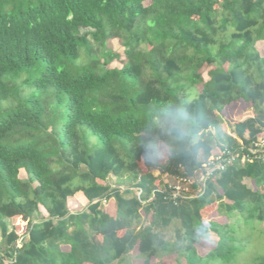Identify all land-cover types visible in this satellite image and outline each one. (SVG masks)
Returning a JSON list of instances; mask_svg holds the SVG:
<instances>
[{
    "label": "trees",
    "instance_id": "16d2710c",
    "mask_svg": "<svg viewBox=\"0 0 264 264\" xmlns=\"http://www.w3.org/2000/svg\"><path fill=\"white\" fill-rule=\"evenodd\" d=\"M147 1L0 0V264H122L136 249L144 264H228L252 230L264 241V161L230 166L179 205L159 174L190 173L264 131V0ZM183 100L200 131L227 124L220 145L188 147L161 129L160 110ZM239 101L253 114L227 121ZM79 192L88 205L72 211ZM214 206L225 221H205ZM204 222L217 242L201 255Z\"/></svg>",
    "mask_w": 264,
    "mask_h": 264
},
{
    "label": "rangeland",
    "instance_id": "374dc122",
    "mask_svg": "<svg viewBox=\"0 0 264 264\" xmlns=\"http://www.w3.org/2000/svg\"><path fill=\"white\" fill-rule=\"evenodd\" d=\"M151 3H152V1L149 0V1L145 2V5L148 6ZM257 46L259 47L261 52L264 54V42L258 43ZM108 47H110L115 53L120 54V58L114 60L110 66L121 68L123 65V61L125 59V50H124V47L122 46L120 40L119 39H112L111 42H109ZM204 78H205V80L209 79V73H208L207 69L204 70ZM195 90H196V93L202 92L203 85H201V84L198 85ZM252 114H253V110H252L251 104L246 103L244 101H239V102H236V103H233V104L227 106L225 109L224 115H225V119L227 121L234 122V121L243 120V119L247 118L248 116H251ZM223 128L227 132L231 131L226 123L223 124ZM164 158H165V156H164ZM21 175L23 177L26 176L24 171H22ZM112 183L116 185L117 179L113 178ZM122 184H123V187H127L126 182L122 183ZM72 199H74L73 204L69 203V207L72 211L83 210L88 205L87 198H85L83 196V194H81V193H78ZM115 201H116L115 199H112L106 203L104 202L103 208L106 211L112 212L115 208V204H116ZM215 208L216 207L214 206L213 209L206 211L205 221H208L210 219H217V220L225 221L224 217H218ZM42 211H43V213H45V210L43 208H42ZM145 221L148 222L149 217H146V214L143 211V222H145ZM232 222L235 223V219H233ZM263 227H264V224H263ZM165 234H166L167 239H173L175 236V225H173L169 229H167L165 231ZM248 236H249V240H250V244L248 245L249 247H247V249L243 250L242 252L238 253L235 260H233L231 263H228V264H250L259 255V252H261L264 249V241L260 237L259 233L252 230L248 234ZM243 237L244 236L240 235L241 239ZM0 240H1V237H0ZM216 242H217V238H213V239L211 238V240H209V241H207V240L202 241V243L197 245L200 254L201 255L207 254L212 248H214V246L216 245ZM138 254H139V251H138V249H136L132 254L125 257L122 264H128V263H130V264H144V260L141 259ZM176 260H177V255L173 254V255H167V256H163V257L154 258L153 263L154 264H176ZM182 262H183L182 264H186L185 261H182ZM113 264H116V263H113Z\"/></svg>",
    "mask_w": 264,
    "mask_h": 264
},
{
    "label": "built area",
    "instance_id": "2783aa9c",
    "mask_svg": "<svg viewBox=\"0 0 264 264\" xmlns=\"http://www.w3.org/2000/svg\"><path fill=\"white\" fill-rule=\"evenodd\" d=\"M257 160L264 161V131L249 144H242L239 148L220 150L190 173L183 172L176 176L159 174L165 194L175 205H179L184 200L202 196L206 192L208 182L230 166L244 165ZM21 245L22 239L18 242V246ZM10 261L7 260L6 263L9 264Z\"/></svg>",
    "mask_w": 264,
    "mask_h": 264
},
{
    "label": "clouds",
    "instance_id": "9594fccd",
    "mask_svg": "<svg viewBox=\"0 0 264 264\" xmlns=\"http://www.w3.org/2000/svg\"><path fill=\"white\" fill-rule=\"evenodd\" d=\"M190 103L188 100H183L167 104L156 117L158 125L169 135L173 132L178 133L177 139L181 143L187 144L188 147H191L192 144H202L207 145L211 150L220 145L224 134L223 127L209 124L203 131H200V117L189 110ZM158 151L161 156L171 159L172 148L163 147ZM148 156L151 158L150 150ZM195 233L200 240H211V225L207 222L199 223L195 228Z\"/></svg>",
    "mask_w": 264,
    "mask_h": 264
},
{
    "label": "crops",
    "instance_id": "0c3cea01",
    "mask_svg": "<svg viewBox=\"0 0 264 264\" xmlns=\"http://www.w3.org/2000/svg\"><path fill=\"white\" fill-rule=\"evenodd\" d=\"M79 193L83 194L82 192H79ZM83 196H84V194H83ZM84 197H85V196H84ZM85 198H86V197H85ZM111 200H112V199H111ZM115 210H116V204H115V208H114V210H113L112 212H110V213H114Z\"/></svg>",
    "mask_w": 264,
    "mask_h": 264
}]
</instances>
